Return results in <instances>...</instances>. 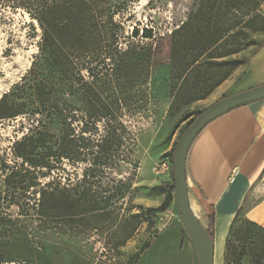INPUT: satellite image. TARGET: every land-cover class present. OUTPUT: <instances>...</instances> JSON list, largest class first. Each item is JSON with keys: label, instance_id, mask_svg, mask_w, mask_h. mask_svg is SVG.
<instances>
[{"label": "rangeland", "instance_id": "1", "mask_svg": "<svg viewBox=\"0 0 264 264\" xmlns=\"http://www.w3.org/2000/svg\"><path fill=\"white\" fill-rule=\"evenodd\" d=\"M149 1L136 3L132 21L117 17L123 29H117L113 40L122 50L128 49L130 42L140 41L145 50L136 49V54L130 50L124 55L107 50V56L72 57L77 74L86 78H92L91 70L107 74V99L88 89L53 85L51 81L60 75V69L53 65L52 57L39 50V24H30L29 14L15 10L9 3L0 7V99L7 94L4 107L12 105L20 112L15 117L0 118V211L22 220V230L3 239L12 259L0 264H198L197 250L183 230L176 204L173 152L188 122L225 95L220 93L221 86L226 81L233 82L235 72L264 44L263 3L259 15L248 23L245 35L235 29L241 13L237 0L218 3L214 7L215 21L202 33L193 30L190 38L193 45L199 36L212 41L222 32L225 39L204 54L200 66L188 73L185 83L181 85L180 79L181 83L175 85L170 81L167 54L163 53L162 58L157 55L158 47L167 49L169 41L158 38L194 16L200 0ZM134 24H138L140 32L144 27H153L156 35L152 39H133ZM126 60L127 67L120 69L119 64ZM233 60L241 64L233 68L217 64ZM39 72L46 82L37 77ZM221 77L224 80L215 85ZM193 95L202 98L190 99ZM50 100L68 104L74 110H66L63 115L47 114ZM102 107L107 112V151L97 154L96 143L105 129L102 123L96 129L94 122ZM40 135L45 141H29L27 146L33 144L35 152L49 148L61 152L59 158L54 157L56 168L46 176L41 174L43 169L30 166L18 156L17 144L25 136ZM163 158L170 168L157 173L155 165ZM26 169H35L41 182L55 178L59 183L55 196L63 200L62 209L70 199H80L75 205L84 203L83 191L89 189L100 208L107 206V217H91L77 226L62 213L57 218L46 217L42 228L31 231L21 210L27 208H23L24 202H33L40 193L28 187L25 179H8L13 171ZM253 193L249 205L264 196V177ZM7 200L23 203L21 207L8 205ZM165 204L167 209L163 211H147ZM25 228L30 235L21 233ZM27 238L41 251L33 262L21 260L30 251ZM148 247L150 252L146 254Z\"/></svg>", "mask_w": 264, "mask_h": 264}, {"label": "trees", "instance_id": "2", "mask_svg": "<svg viewBox=\"0 0 264 264\" xmlns=\"http://www.w3.org/2000/svg\"><path fill=\"white\" fill-rule=\"evenodd\" d=\"M152 1L154 0H150L149 3H152ZM221 1L200 0L199 10L194 16L185 20L177 28H172L163 37L158 38L159 41L164 39L169 41L167 49L162 50L158 47L157 55L162 58L163 53L167 54L166 64L170 67V81L173 84L177 85L180 79H183L182 83L180 82L181 85L185 83L188 73L200 66V61L204 54L225 39V35L222 32L212 41L204 40L201 36L196 37L194 45L190 38L193 30L196 33H202L206 26L215 21L216 12L214 7ZM263 1L237 0V7L241 13L235 24L236 33L245 35V29L248 27L252 17L259 15L258 12ZM138 2L139 0H0V7L3 3H9L10 7L15 10L22 9L27 12L32 20L30 24L34 25L35 21L39 24L41 28L39 50L44 56L52 57L53 65L60 69V75L51 81L53 85H56V83L67 85L71 90L88 89L97 97L107 99V74L101 71L94 72L95 70H91L92 78L77 74V64L74 63L72 57L78 55L93 56L95 54L107 56V50L110 52L117 51L122 55L127 54L126 52L130 50H134L133 54L137 53L136 49L145 50V45H142L140 41L130 42L126 50H122V48L113 44V40L117 36V29H123V24L117 21V17H126L125 20L132 21L134 17L132 8L134 9ZM155 35L153 27H144L142 32H140L138 24H134L131 38L152 39ZM128 62L129 60L123 61L119 64V68L127 67ZM221 63L231 65V68L241 64L239 60L222 61L217 64ZM37 77L41 78V82H46L44 74L39 72ZM115 79L118 80L117 77ZM223 80L224 77L219 78L215 85H219ZM180 89H182V86ZM6 96L7 94H4L0 99V118L19 115L20 112L14 110L12 105L4 107ZM198 98H202V96L193 95L190 97V99ZM99 109L95 114L94 124L95 128L98 129L100 123H102L105 133L96 143L97 154L107 151V112H105L106 108L102 107ZM66 110L72 111L74 109L68 104L48 101L47 114L63 115ZM195 117L188 122L187 127L193 122ZM33 140L40 143L45 141V137L42 135L38 137L25 136L17 144L19 147L18 156L30 166L43 169L41 170L42 175L51 174L52 170L56 168L55 162L57 159L54 157L59 158L61 152L54 148H49L44 152H35L33 144L27 146L28 142ZM94 163L96 166V161ZM172 166V177L174 179V160ZM95 170L98 169L95 168ZM16 177L21 180L25 179L29 183L28 187H34L40 193L39 198H36L33 202H24L26 204L23 208H27L26 210H21L23 211L21 216L23 215L27 218L31 231L37 230L39 227L42 228L47 222L46 217L57 218L62 213H65L62 216L69 217L73 224L77 226H82L91 217L97 219L107 217V206L100 208V203L95 201L94 194L90 195L89 189L83 191L82 200L84 203L75 205L74 202H79L80 199H70L67 200V204L62 209L60 203L63 200L55 196L59 185V183L54 181L55 178L54 180L41 182L35 169L13 171L8 176V179L10 181L12 178L16 179ZM55 183L56 185L52 186ZM6 203L8 205L15 203L21 207L20 205L23 202L7 200ZM165 209H167V204L159 207H150L147 211L157 213ZM36 218H39V222ZM20 221H22L20 217H14L8 212L0 211V262L12 259L7 245H4L3 239L6 237L12 238L22 230L19 225ZM206 229L212 239H214L213 216H208ZM27 230L28 228H25L24 232L21 233L30 235ZM27 241L30 242V251L21 256V260L24 262L36 261L41 251L37 246H33L31 240L28 239ZM225 264H264V227L248 219L243 210L237 213L231 224L225 246Z\"/></svg>", "mask_w": 264, "mask_h": 264}, {"label": "crops", "instance_id": "3", "mask_svg": "<svg viewBox=\"0 0 264 264\" xmlns=\"http://www.w3.org/2000/svg\"><path fill=\"white\" fill-rule=\"evenodd\" d=\"M235 73L221 86L223 97L264 83V44ZM186 169L193 210L205 227L214 217V264H225L226 240L240 210L264 227V196L247 204L264 177V99L209 123L191 145Z\"/></svg>", "mask_w": 264, "mask_h": 264}, {"label": "water", "instance_id": "4", "mask_svg": "<svg viewBox=\"0 0 264 264\" xmlns=\"http://www.w3.org/2000/svg\"><path fill=\"white\" fill-rule=\"evenodd\" d=\"M264 99V83L225 96L203 110L181 135L173 152L176 204L185 230L198 253V264H214L215 243L191 205L187 179V157L191 145L216 118L244 105Z\"/></svg>", "mask_w": 264, "mask_h": 264}, {"label": "built area", "instance_id": "5", "mask_svg": "<svg viewBox=\"0 0 264 264\" xmlns=\"http://www.w3.org/2000/svg\"><path fill=\"white\" fill-rule=\"evenodd\" d=\"M170 165L167 159H161L159 162L156 163L154 170L157 173H165L167 170H169Z\"/></svg>", "mask_w": 264, "mask_h": 264}]
</instances>
